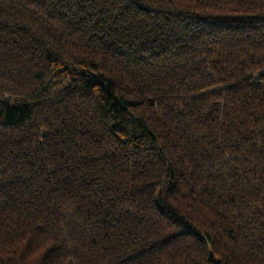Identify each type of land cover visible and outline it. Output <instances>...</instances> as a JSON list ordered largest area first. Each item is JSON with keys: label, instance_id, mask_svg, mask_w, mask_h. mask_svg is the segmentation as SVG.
I'll return each instance as SVG.
<instances>
[{"label": "trees", "instance_id": "16d2710c", "mask_svg": "<svg viewBox=\"0 0 264 264\" xmlns=\"http://www.w3.org/2000/svg\"><path fill=\"white\" fill-rule=\"evenodd\" d=\"M0 264H264V0H0Z\"/></svg>", "mask_w": 264, "mask_h": 264}]
</instances>
